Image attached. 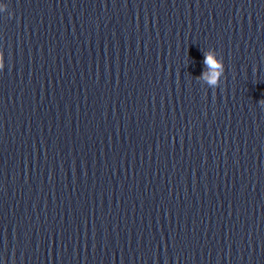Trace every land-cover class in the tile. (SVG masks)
Segmentation results:
<instances>
[{"label": "clouds", "instance_id": "9594fccd", "mask_svg": "<svg viewBox=\"0 0 264 264\" xmlns=\"http://www.w3.org/2000/svg\"><path fill=\"white\" fill-rule=\"evenodd\" d=\"M7 4H0V13L7 11ZM9 17L12 15L8 12ZM204 65L208 71H203L202 75L198 79L206 81L210 88H216L224 74V63L222 57L218 56V53L214 49L204 51ZM5 67L4 52L0 49V71ZM258 104L264 106V99H261Z\"/></svg>", "mask_w": 264, "mask_h": 264}]
</instances>
